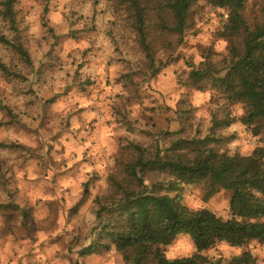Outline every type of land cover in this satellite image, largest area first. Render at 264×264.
Segmentation results:
<instances>
[{
  "label": "rangeland",
  "instance_id": "1",
  "mask_svg": "<svg viewBox=\"0 0 264 264\" xmlns=\"http://www.w3.org/2000/svg\"><path fill=\"white\" fill-rule=\"evenodd\" d=\"M263 6L249 2L250 23ZM15 10V28L0 22V33L28 58L0 43L7 70L0 69V264L154 263L155 248L88 250L99 233L94 200L109 197L123 148L167 147V131L204 138L215 113L235 118L217 130L222 152L248 156L264 148V131L254 136L241 123L242 105L229 104L210 79L201 90L190 81L192 70L211 67L215 76L228 58L219 35L227 12L199 2L182 38L151 32L152 65L121 0H17ZM170 194L191 209L230 217L229 191L206 199L204 184H191ZM159 251L173 260L195 248L179 235ZM245 251L264 264V245L256 242L219 244L204 256L228 264Z\"/></svg>",
  "mask_w": 264,
  "mask_h": 264
},
{
  "label": "trees",
  "instance_id": "2",
  "mask_svg": "<svg viewBox=\"0 0 264 264\" xmlns=\"http://www.w3.org/2000/svg\"><path fill=\"white\" fill-rule=\"evenodd\" d=\"M48 4L51 0H37ZM134 18V27L148 59L154 65L151 43L158 38L180 37L187 28L193 6L203 2L227 12V23L219 35L229 43V55L212 76V68L192 70L191 83L198 89L212 81L229 104H240V121L254 136L264 131V6L258 22L250 23L246 7L251 0H121ZM264 1V0H263ZM17 0H0V22L11 29L16 24ZM48 8H45V12ZM16 40V39H15ZM0 33V43L28 58L18 41ZM0 69L7 72L0 63ZM213 78V79H211ZM211 134L184 138L181 131L164 132L168 146L149 148L131 143L122 149L117 174L110 176L111 192L97 205L96 245L127 253L139 248L156 249L152 264H219L204 253L219 244L245 248L256 242L264 245V148L250 155H228L218 145L217 130L235 122L230 114H213ZM204 184L205 198L226 190L231 193L228 219L207 208L191 209L171 192L183 185ZM179 235L188 236L195 248L189 257L166 259L160 247L170 246ZM75 264H82L77 261ZM228 264H255L248 251L232 257Z\"/></svg>",
  "mask_w": 264,
  "mask_h": 264
}]
</instances>
